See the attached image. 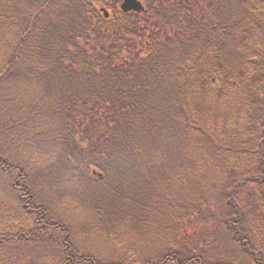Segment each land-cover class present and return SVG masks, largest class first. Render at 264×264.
<instances>
[{"label": "trees", "instance_id": "obj_1", "mask_svg": "<svg viewBox=\"0 0 264 264\" xmlns=\"http://www.w3.org/2000/svg\"><path fill=\"white\" fill-rule=\"evenodd\" d=\"M122 1L5 5L22 33L0 69V185L30 221L0 238V264H106L77 252L51 205L82 201L95 216L85 232L123 241L163 220L155 200L170 176L227 164L209 220L239 259L264 264L262 234L239 209L246 183L264 188V0H140L144 13L121 12ZM6 23L0 15V33ZM7 127L25 153L4 148ZM45 243L60 253L32 252ZM195 249L155 250L142 264H242Z\"/></svg>", "mask_w": 264, "mask_h": 264}, {"label": "rangeland", "instance_id": "obj_2", "mask_svg": "<svg viewBox=\"0 0 264 264\" xmlns=\"http://www.w3.org/2000/svg\"><path fill=\"white\" fill-rule=\"evenodd\" d=\"M7 2L8 0L1 4L2 9L0 10L2 19H7L6 28L3 33H0V69L10 60L14 44L22 33L21 15L14 7H5ZM30 96L33 95L30 94ZM0 98L3 99L4 97L1 96ZM16 129L14 128V132L8 134L9 129L7 127V130L3 132L6 137L13 136L12 141H14L13 147L8 144L4 145V148L13 153H25V149L22 147L24 140L19 137L23 136V133ZM244 166L245 169L252 171L256 168L251 162ZM232 169L233 166L227 164L220 170L194 172L182 178L170 176L174 179L162 187L155 200L158 205L157 211L164 214L163 220L155 224L153 223L156 219L154 216V221L149 219L147 225L144 226V231L135 232L123 241L109 240L100 236L95 230L85 232L86 229L90 228L88 225L94 221L95 216L82 201L67 199L61 203H54L51 205V211L56 221L69 226L73 233L75 232L72 243L78 253L90 252L99 261L106 264H142L145 263L144 260L152 256L155 250L160 253H167L173 250L189 251L193 247L197 250L208 251L210 256L218 262L234 260L242 264H250L248 258L239 259L233 248L225 247L226 245L221 240L220 227H217L214 221L209 220L214 219L213 213L222 209L219 198L223 184L229 181V172ZM257 185L245 184L243 189L245 193L241 195L242 204L240 203L239 209L242 208L241 210L245 212L250 211V214H246L247 225L249 227L254 225L256 228L253 233L254 236L259 238L258 234H262L261 237L264 240V205L262 204L264 188L257 187ZM249 191L254 195L253 197L249 196ZM255 198L258 199V202H254ZM198 201L202 205L206 204L207 213L205 215H199L193 209L190 210V204ZM26 214L19 207V204L14 203L12 198L9 199L4 188L0 185V238L6 236L5 233L15 234L22 226L28 228L30 215L27 212ZM255 240L257 242V238ZM41 245L34 247L32 252L40 249L48 251V253L50 250L60 253L58 244L45 243ZM257 248L258 246L254 247L258 250ZM48 253L46 254L48 255ZM2 255L0 252V256ZM43 256L46 255L43 254Z\"/></svg>", "mask_w": 264, "mask_h": 264}, {"label": "water", "instance_id": "obj_3", "mask_svg": "<svg viewBox=\"0 0 264 264\" xmlns=\"http://www.w3.org/2000/svg\"><path fill=\"white\" fill-rule=\"evenodd\" d=\"M121 9L125 13L131 11H135V12L145 11L143 4L139 0H125L121 5ZM105 16L106 17L109 16L108 12L106 11H105Z\"/></svg>", "mask_w": 264, "mask_h": 264}]
</instances>
